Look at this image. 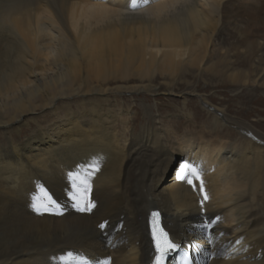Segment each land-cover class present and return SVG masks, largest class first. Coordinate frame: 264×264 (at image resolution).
Here are the masks:
<instances>
[{"label": "bare ground", "instance_id": "obj_1", "mask_svg": "<svg viewBox=\"0 0 264 264\" xmlns=\"http://www.w3.org/2000/svg\"><path fill=\"white\" fill-rule=\"evenodd\" d=\"M205 77L264 90V0H0V134L44 120L0 143V264H147L151 210L203 264H264L263 134L205 96L204 122L154 113L130 132L123 94L185 99ZM184 162L203 193L177 179ZM41 189L58 207L37 214Z\"/></svg>", "mask_w": 264, "mask_h": 264}, {"label": "rangeland", "instance_id": "obj_2", "mask_svg": "<svg viewBox=\"0 0 264 264\" xmlns=\"http://www.w3.org/2000/svg\"><path fill=\"white\" fill-rule=\"evenodd\" d=\"M227 32H230V30H228ZM226 38L227 36H224V39ZM226 44L229 43H224L223 45ZM190 80L191 82H193L192 84L194 85V89L196 90V92L190 96H187V98L185 99H182L176 92H143L123 94L124 98H130V103L125 101L124 108L129 104V108L132 111L131 114H135L133 116H136L135 118L137 119V122L130 129V132H134L137 130L136 126L139 124V122L143 123V125H146L148 123L147 127L152 129L154 125L151 117L154 113L158 116V118L166 120L167 122H169V124L173 122H179L182 127L187 124V121H185L187 120L185 119V115H198L200 118L199 121L204 122L205 116L200 109H203V107L199 101V98L205 96L204 98H206L212 105L223 107L231 117L233 116L235 119L241 121V123H243L244 125L250 127V130L255 129L264 135V90L258 88L254 91V93H252L249 92L248 86L233 85L229 81H226L225 79H221L219 77H205L204 83L202 79L199 80L192 78ZM185 92L186 91H184V93ZM117 96L120 97L121 95L117 94ZM76 98L81 100L85 98V96H78ZM72 100L73 97L68 98V101ZM131 101H133V103H131ZM142 104L145 105L146 109H149L150 111L145 112V110L140 107V105ZM138 109L140 110V112H138ZM34 116H36V114H34ZM51 118L50 115L46 116V119L50 120ZM113 124L115 126H119L120 120L115 121V123L114 121L113 123L110 122L109 126H112ZM149 124H151V127L149 126ZM37 126H44L43 118H38V120H36L35 123L30 126V129H28V131L25 133H12V135H10L9 133L4 135L0 134V143L4 145L8 143V141H11V144L13 142L16 144H23L31 136L34 127ZM2 129L3 128L0 127V130ZM126 133L127 131L125 132V134ZM178 133H181V131H178Z\"/></svg>", "mask_w": 264, "mask_h": 264}, {"label": "snow or ice", "instance_id": "obj_3", "mask_svg": "<svg viewBox=\"0 0 264 264\" xmlns=\"http://www.w3.org/2000/svg\"><path fill=\"white\" fill-rule=\"evenodd\" d=\"M149 2L150 0H140V3H138L137 0H131V7L135 9L140 7L142 4H147ZM95 171H99V169L97 168ZM72 179L74 181L73 187L76 188V192L70 197L71 200L75 202V205L79 211L90 212L95 207V204L89 199V194L92 190V184L90 180L87 178L81 179L79 175L73 176ZM177 179L186 181L189 185H192L193 189H196L197 184L195 182L198 181L199 190L202 193L204 192L203 178L198 169L189 162H184L179 166ZM75 181H79V183L77 184ZM41 193L42 195L36 197L35 203L33 204L34 211H36L37 214H43L53 206L58 207L56 201H54L47 192L41 189ZM207 199V195L204 194L203 200L206 201ZM99 227L103 229L106 227V225L102 223L99 225ZM151 228L152 237L155 242V249L157 252L155 264H164V257L166 254L171 251H175L178 246L172 242L168 233L163 227H161L159 222V213L152 214ZM71 258L72 257L70 254L69 259Z\"/></svg>", "mask_w": 264, "mask_h": 264}]
</instances>
